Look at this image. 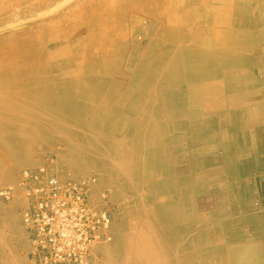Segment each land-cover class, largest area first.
<instances>
[{"label":"rangeland","instance_id":"obj_1","mask_svg":"<svg viewBox=\"0 0 264 264\" xmlns=\"http://www.w3.org/2000/svg\"><path fill=\"white\" fill-rule=\"evenodd\" d=\"M35 1L27 0L22 5L17 0H0V19L2 13L11 8V21H15L1 24L0 31L19 25L24 20L20 16L28 7L40 12L42 8L38 9ZM59 1L51 0L54 7L42 10L47 13H43L45 17L40 15L41 20L54 16L51 17L53 33L46 40L51 41L55 54L65 52L59 58L72 54L71 58L75 59V54H84L82 68L51 82L49 75L28 74L23 84L15 83L22 76L10 70L12 65L0 70V83L10 81L11 84L0 85V189L15 183L22 169L37 166L44 156L54 155L64 178H95V187L89 193L91 201L107 204L112 210L114 239L95 247L92 264H257L255 253L245 252L242 256L239 250H209L207 247L212 240L220 243V235L193 233L190 207L185 209L181 219L184 228L177 232V219L171 218L177 211L174 200L177 195L176 190H169L168 185L174 180L172 166H169L171 170L167 167L173 155L166 153L170 147L160 120L166 103L170 105L169 113L176 110L178 91L182 93L184 83L192 79L193 67L198 65L200 55L202 58L209 55V37L201 41L190 30L206 29V35L210 27L219 29L220 26L210 25L209 21L224 18V15L233 21L239 19L240 5L251 0H113L114 3L112 0H61L63 6ZM126 1L132 4L129 13L121 8V3ZM111 6L116 9H110ZM211 6L216 10L210 17ZM111 18L115 22L113 31L102 27L103 22ZM93 24L102 27L100 37L93 36L87 47H78L71 53L73 36L79 39L77 34ZM126 28L132 29V43L128 48L124 44L127 39L121 38ZM81 36V44L84 40L86 43L87 38ZM161 68L169 79L167 83L159 77V80L154 79ZM123 80H132V83L124 85ZM72 81H78L77 86H69ZM20 108L24 111L17 113L16 109ZM25 111L36 113L38 118L29 122L22 120ZM45 117L48 122H44ZM80 170L82 172L78 173ZM105 193L108 197L104 200ZM21 202L19 198L7 202L0 197V264H38L29 256V240L18 207ZM125 224L132 232L134 250L132 248L131 253L118 249ZM142 239L144 244L139 246Z\"/></svg>","mask_w":264,"mask_h":264},{"label":"crops","instance_id":"obj_2","mask_svg":"<svg viewBox=\"0 0 264 264\" xmlns=\"http://www.w3.org/2000/svg\"><path fill=\"white\" fill-rule=\"evenodd\" d=\"M257 1L243 2L235 21H209L220 26L200 38L210 37L209 55L199 57L176 110L166 103L160 120L173 155L177 232L190 207L193 233L220 235L209 250L255 253L264 264V0Z\"/></svg>","mask_w":264,"mask_h":264},{"label":"built area","instance_id":"obj_3","mask_svg":"<svg viewBox=\"0 0 264 264\" xmlns=\"http://www.w3.org/2000/svg\"><path fill=\"white\" fill-rule=\"evenodd\" d=\"M96 179L64 178L54 155L21 170L18 180L0 189L2 200H22L21 224L29 256L38 264H92L97 243L114 239L108 205L91 201ZM103 194V199H107Z\"/></svg>","mask_w":264,"mask_h":264},{"label":"bare ground","instance_id":"obj_4","mask_svg":"<svg viewBox=\"0 0 264 264\" xmlns=\"http://www.w3.org/2000/svg\"><path fill=\"white\" fill-rule=\"evenodd\" d=\"M27 0H17V2H20V3H22V5H23V3H25ZM61 1V0H60ZM59 1V2H60ZM75 1V0H74ZM79 1V0H78ZM81 1V0H80ZM90 2H94V1H99V0H89ZM111 0H109V2H110ZM174 1V0H173ZM183 1V0H182ZM196 1V0H195ZM198 1V0H197ZM196 1V2H197ZM252 1V0H251ZM33 2V1H32ZM37 4H39L38 6H36L38 9H40V8H42V10H44V9H49L50 8V6H52L51 5V0H36L35 1ZM52 2H54V1H52ZM59 2H57V3H59ZM62 2V1H61ZM66 2V1H65ZM103 2H107V0H103ZM108 2V4H110ZM112 2H113V0H112ZM258 2V1H257ZM69 3H71V2H69ZM73 3V2H72ZM77 3V2H76ZM81 3V2H80ZM83 3V2H82ZM81 3V4H82ZM114 3V2H113ZM173 3V2H172ZM192 3H194L195 4V2H192ZM253 3V2H252ZM263 3V2H262ZM261 3V4H262ZM60 4V3H59ZM63 2H62V6H63ZM66 4V3H65ZM74 4V3H73ZM77 4H79V2L77 3ZM77 4H76V6H77ZM84 4V3H83ZM82 4V5H83ZM100 4H102V3H100ZM123 6L121 7L122 8V10L125 12V13H129L130 12V10H132V4H130V3H128V1H126L125 3H121ZM260 4V3H259ZM21 4L19 5V7L20 6H22ZM85 5V4H84ZM103 5V4H102ZM107 5V4H106ZM71 6V5H70ZM74 6V5H73ZM72 6V7H73ZM76 6H75V8H76ZM79 6V5H78ZM77 6V7H78ZM107 6H109V5H107ZM261 6V5H260ZM52 7H54V6H52ZM51 7V8H52ZM85 7V6H84ZM139 7V6H138ZM259 7V6H258ZM21 8V7H20ZM62 8V7H61ZM107 8V7H106ZM214 8V9H213ZM212 8V6L210 7V17L212 16L211 15V13H212V11H214L215 12V10H216V7H213ZM247 8V7H246ZM54 9V8H53ZM69 9V8H68ZM81 9V8H80ZM80 9H78V10H80ZM86 9V8H85ZM109 9V8H108ZM110 9H116V7L115 6H111L110 7ZM117 9H118V7H117ZM10 10H11V8L10 9H7L6 11H4L3 13H2V15H3V18H1L0 19V25L2 24L3 25V23L6 25V23H11V22H13V23H15V21H11V18H12V15H11V13H10ZM42 10H40V12H42ZM69 10H71V8L69 9ZM73 10V9H72ZM135 10V9H134ZM138 10H139V8H138ZM198 10H201L200 8L198 9ZM205 10V9H204ZM234 10H235V8H234ZM250 10V9H249ZM45 11H47V10H45ZM55 11V10H54ZM73 11H75V10H73ZM77 11V10H76ZM137 11V10H136ZM206 11V10H205ZM39 12V11H38ZM38 12H36L35 11V9L32 7V8H30V7H28V10L24 13V15H22V17L20 16V18H21V20H23V21H21V23L19 24V25H17L18 23L17 22H19L20 20L18 19V21L16 22L17 24H16V26H12V27H10V28H8V29H3V30H1L0 31V51H2V54H1V56H0V70H6V69H9L8 68V66L9 65H12V67L10 68V70L11 71H15V72H19L20 74H21V76H22V78H20V80H17V81H15V83H17V84H23V83H25V82H27V75L28 74H32V75H34V74H37V73H43V74H45V75H49L50 76V82L52 81V80H56V78L57 79H62L63 77H65L64 75L66 74V73H68V72H70L71 74H72V72H76V70L77 69H79V68H82V58H83V55L84 54H79V56H78V53L77 54H75V59H72L71 58V55H69L68 57H66V58H64V57H62V58H59L60 56H62V55H65V52H57L56 54H55V52H54V50H53V46L51 45V41H47L46 40V37H49L52 33H53V24L52 23H54V22H52L53 20H52V18L54 17V16H48V17H46V18H44L43 20H41L40 19V17L43 15V13H45L44 11L42 12V14H40V12H39V14H38ZM52 12H53V10H52ZM51 12V13H52ZM66 12V11H65ZM67 12H68V10H67ZM79 12V11H78ZM115 12V11H114ZM234 12V11H233ZM63 13H64V11H63ZM72 13V12H71ZM70 13V14H71ZM73 13H75V12H73ZM246 13V12H245ZM261 13V12H260ZM45 14H47V13H45ZM66 13H64V15H65ZM76 14V13H75ZM15 15V14H14ZM20 15V14H19ZM18 15V16H19ZM41 15V16H40ZM54 15V14H53ZM59 15V14H58ZM57 15V16H58ZM62 15V14H61ZM77 15H79L78 13H77ZM213 15H214V13H213ZM243 15H244V12H243ZM44 16V15H43ZM66 16V15H65ZM67 16H69L70 18H72V16H70V15H67ZM80 16V15H79ZM208 16V15H207ZM45 17V16H44ZM52 17V18H51ZM74 17V16H73ZM83 17H85L84 15H83ZM116 17V16H115ZM235 17V16H234ZM244 17V16H243ZM74 18H76V17H74ZM79 18V17H78ZM136 19H138V18H140V17H135ZM259 18V17H258ZM25 19H27L28 20V22L27 23H24V22H26L25 21ZM132 19V18H131ZM162 19V18H161ZM203 19H204V17H203ZM48 20V21H47ZM118 20V19H117ZM202 20V19H201ZM250 20V19H249ZM43 21H47L44 25H40V22H43ZM55 21V20H54ZM235 21V20H234ZM238 21V20H237ZM60 22V21H59ZM251 22V21H250ZM249 22V23H250ZM12 23V25H14ZM57 24V23H56ZM255 25V24H254ZM11 26V25H10ZM1 27V26H0ZM5 27V26H4ZM104 29H106V30H109V31H113L112 29L113 28H115V22H114V19H112L111 18V20L110 19H108L107 21H104L103 22V26H102ZM102 27H99V26H95L94 24L93 25H89V26H87L86 27V29L85 28H83L81 31H80V33L79 34H77V35H80V38H82V36L81 35H83L85 38L84 39H86L87 38V40H86V43H84L85 42V40H84V42L81 44V41H80V38L78 39L77 37H79V36H77V37H75V36H73L75 39H74V41H72L71 40V38H70V40L72 41V43H70L71 45H70V50H71V53H73V52H75V51H77L78 50V47H80V48H82V47H87L88 46V44L89 43H92V42H90L91 41V38L93 37V36H97L98 35V37H100V31L102 30ZM130 27V26H129ZM132 27V26H131ZM208 27V26H207ZM250 27V26H249ZM258 27V26H257ZM210 28H212V27H210ZM210 28H208V31H209V29ZM0 29H2V28H0ZM213 29V28H212ZM156 30V29H155ZM163 30V29H162ZM191 31V33L192 34H194V35H198V37L199 38H202V37H204L205 35H204V33H207V31H206V29L204 30V29H202V28H198V30L196 29V28H192V30H190ZM253 31V30H252ZM258 31V30H257ZM260 31V30H259ZM105 32V31H104ZM123 33V36L124 37H121V38H126L127 39V43H124V44H127L125 47H127L128 48V45H130L131 43H132V29L131 28H126V29H124L123 31H122ZM211 32H212V30H211ZM210 33V32H209ZM263 33V32H262ZM105 34V33H104ZM182 35H184L183 33H181ZM206 35H208V34H206ZM210 35V34H209ZM247 35H249V33L247 34ZM151 37V36H150ZM184 37H185V35H184ZM183 37V38H184ZM250 37V36H249ZM256 37V36H255ZM120 38V37H119ZM181 38H182V36H181ZM210 38V37H209ZM143 39V38H142ZM250 39H253V38H251L250 37ZM50 40V39H49ZM69 40V41H70ZM118 40V39H117ZM152 40H153V38H152ZM154 40H158V38H154ZM256 40V39H255ZM148 41V40H147ZM254 41V40H253ZM79 42H80V44H79ZM150 42H152V41H150ZM255 42V41H254ZM153 43H155V42H153ZM152 43V44H153ZM158 43H159V41H158ZM257 43V42H256ZM167 44V43H166ZM151 45V44H150ZM159 45V44H158ZM158 45H156V47L158 46ZM163 45V44H162ZM167 46V45H166ZM172 46H174V45H172ZM125 47H123V48H125ZM154 47V46H153ZM160 47V46H159ZM162 47V46H161ZM117 48V47H116ZM148 48H152L151 46L149 47L148 46ZM147 48V49H148ZM155 48V47H154ZM154 48H153V51H155L154 50ZM46 49V50H45ZM164 49H165V47H164ZM149 50H151V49H149ZM167 50V49H166ZM173 50V49H172ZM47 51V52H46ZM116 51H118V49L116 50ZM149 52V51H148ZM152 52V51H151ZM185 52V51H184ZM59 53V54H58ZM69 53V52H68ZM80 53V52H79ZM83 53V52H82ZM153 54H154V52H152ZM171 53V52H170ZM174 53V52H173ZM186 54H188V52L186 53ZM200 54V53H199ZM168 55V54H167ZM198 55V54H197ZM78 56V57H77ZM200 56H202V55H200ZM189 57V56H188ZM194 58V57H193ZM198 58V57H197ZM202 58V57H201ZM247 60V59H246ZM251 60V59H250ZM257 60V59H256ZM248 61V60H247ZM240 62V61H239ZM238 62V63H239ZM249 62V61H248ZM255 62V61H254ZM235 63H237V62H235ZM235 63H233L232 65H234ZM241 63V62H240ZM250 63V62H249ZM256 63V62H255ZM238 65V64H237ZM241 66L243 65V64H240ZM239 65V66H240ZM235 66V65H234ZM253 66V65H252ZM85 67V66H84ZM243 67V66H242ZM165 72L164 71H162V68L159 70V72H158V74L156 75V78H154L155 80H165V83H167L168 81H169V79H168V77L166 76L165 77ZM69 75V74H68ZM74 75V74H73ZM157 77H159V79L157 78ZM161 77V78H160ZM124 79H130L128 76H124ZM127 80H123V84L124 85H126V83H132V80H130V82H127ZM69 81H71L70 79H69ZM8 82H10V81H8ZM8 82H5V81H3V82H1L0 83V85H2V84H7V85H9V86H11V84L10 83H8ZM77 84H78V81L77 82H73L72 81V83L69 85V86H77ZM53 85V84H52ZM52 85H50V88H51V86ZM57 85V84H56ZM43 86H45L44 84H43ZM81 86V85H80ZM46 87V86H45ZM14 88V87H13ZM54 90H56V88L54 89ZM216 92V91H215ZM148 93V92H147ZM84 94V93H83ZM185 94V93H184ZM187 94V93H186ZM16 95V94H15ZM156 95V94H155ZM178 96V95H177ZM201 96V95H200ZM184 97V96H183ZM186 98V97H185ZM190 98V97H189ZM209 98V97H208ZM50 99V98H49ZM210 100V99H209ZM208 100V101H209ZM160 101L163 103L164 102V100H162V99H160ZM39 102V101H38ZM50 102H51V100H50ZM96 102V101H95ZM187 104V103H186ZM190 104V103H189ZM193 105V104H192ZM26 106V105H25ZM191 107V106H190ZM194 108V107H193ZM206 108V107H205ZM11 110V109H10ZM31 110V109H30ZM11 111H13V110H11ZM24 111V109H16V112L17 113H19V112H23ZM30 112V111H29ZM27 112V111H25L24 112V118H22V120H25V121H27V122H29V121H33V119H35V118H38V115L36 114V113H34V112ZM195 112H196V110H195ZM23 116V115H22ZM153 117V116H152ZM11 119H15V118H13V117H11ZM20 120V119H19ZM18 120V121H19ZM44 122H48V119L45 117L44 118ZM188 120V119H187ZM36 121V120H35ZM171 121V120H170ZM194 121V120H193ZM21 122V121H20ZM17 123V122H16ZM182 123H184V122H182ZM187 123V122H186ZM200 123V122H199ZM171 124V123H170ZM188 124V123H187ZM191 124V123H190ZM204 126V125H203ZM40 129V128H39ZM42 129V128H41ZM47 129V128H46ZM12 130H20V128H13ZM43 130V129H42ZM134 130V129H133ZM138 130V129H137ZM204 131V130H203ZM42 132V131H41ZM132 132H134V131H132ZM203 134V133H202ZM200 137V136H199ZM198 137V138H199ZM206 137H207V135H206ZM163 143V142H162ZM150 144V143H149ZM147 146H148V144H147ZM151 146V145H150ZM166 147V146H165ZM169 147V146H168ZM73 149H75V148H72V150ZM148 154V153H147ZM166 156V155H165ZM168 156V155H167ZM26 158V157H25ZM147 158V157H146ZM162 158V157H161ZM147 160V159H146ZM145 160V161H146ZM153 160H154V157H153ZM152 160V161H153ZM156 160V159H155ZM167 161V160H166ZM169 161V160H168ZM154 163V162H153ZM146 164V163H145ZM170 164V163H169ZM175 165V164H174ZM180 165V164H179ZM149 166V165H148ZM168 166H171V165H167V167ZM140 167V166H139ZM154 167H155V165H154ZM138 170V169H137ZM167 170V169H166ZM190 170V169H189ZM80 172H82L81 170L80 171H78V173H80ZM158 172V171H157ZM166 172H168V170L166 171ZM173 175H174V173H173ZM177 175V174H176ZM176 175H175V177H176ZM178 175H180V174H178ZM148 176V175H147ZM147 176H145V177H147ZM152 176V175H151ZM7 177V175H3V178H6ZM113 177H115V176H113ZM159 178H161V177H159ZM158 178V179H159ZM173 180V179H172ZM115 182H116V180H115ZM147 182V181H146ZM117 183H118V181H117ZM155 183V182H154ZM158 183V182H157ZM174 183V182H173ZM146 184V183H145ZM147 184H148V182H147ZM163 184H166V183H164L163 182ZM176 184V183H175ZM184 185V184H183ZM182 185V186H183ZM148 186V185H147ZM146 186V187H147ZM173 186V185H172ZM150 187V186H149ZM158 187V186H157ZM156 187V188H157ZM168 187V186H167ZM174 187V186H173ZM114 188V187H113ZM155 188V189H156ZM165 188V187H164ZM170 188H171V186H170ZM154 189V190H155ZM146 192V191H145ZM176 193V192H175ZM145 195V194H144ZM147 195V194H146ZM154 195V194H153ZM155 196V195H154ZM156 197V196H155ZM122 198V197H121ZM159 198H161V197H159ZM210 198H212V197H210ZM164 199V198H163ZM168 199H170V198H168ZM212 200V199H211ZM145 201V200H144ZM178 201V200H177ZM156 202H158V201H156ZM155 202V203H156ZM160 202V201H159ZM182 203V202H181ZM104 205V204H103ZM107 205V204H106ZM175 205V204H174ZM154 206V205H153ZM178 207L180 208V206H179V204H178ZM150 208V207H149ZM148 208V209H149ZM124 209V208H123ZM126 209V208H125ZM202 209V208H201ZM198 210V209H197ZM204 211V210H203ZM154 213V212H153ZM201 213V212H200ZM205 213V212H204ZM120 214V213H119ZM123 214V213H122ZM195 216V215H194ZM205 216H206V214H205ZM204 217V216H203ZM209 218V217H208ZM123 219V218H122ZM187 223V222H186ZM195 223V222H194ZM183 224H185V223H183ZM167 226V225H166ZM186 226V225H185ZM205 226V225H204ZM208 226V225H207ZM154 230V229H153ZM198 230V229H197ZM200 230V229H199ZM193 231V230H192ZM121 236H120V241H119V243H118V249H119V251H123V252H125V251H128L129 250V253H131V251H132V248L134 247V242L132 241V232H130V229H129V227L127 226L126 227V224L125 225H123V227H122V229H121ZM200 232V231H199ZM198 232V233H199ZM205 233V232H204ZM197 234V233H196ZM202 233H200V235H201ZM159 237V236H158ZM200 236H198V238H199ZM153 241V240H152ZM182 241V240H181ZM201 241V240H200ZM146 242H148L147 240H146ZM98 244H100V243H97L96 244V246L98 245ZM143 244H144V241H143V239L141 240V241H139L138 242V245L139 246H143ZM185 244V243H184ZM201 244V243H200ZM95 246V247H96ZM187 248V247H186ZM95 249V248H94ZM200 249V248H199ZM202 249V248H201ZM133 250H134V248H133ZM139 250V249H138ZM179 250V249H178ZM200 252H201V250H200ZM119 253V252H118ZM198 254V253H197ZM188 256V255H187ZM198 257V256H197ZM185 258V257H184ZM192 260H194V259H192ZM192 260H191V262H192ZM197 260H199V259H197ZM190 262V263H191ZM197 262V261H196ZM183 263V262H182ZM194 263V262H193ZM187 264V263H186Z\"/></svg>","mask_w":264,"mask_h":264}]
</instances>
